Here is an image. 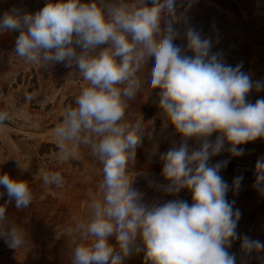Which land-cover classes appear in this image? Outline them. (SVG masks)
<instances>
[{
	"label": "clouds",
	"instance_id": "9594fccd",
	"mask_svg": "<svg viewBox=\"0 0 264 264\" xmlns=\"http://www.w3.org/2000/svg\"><path fill=\"white\" fill-rule=\"evenodd\" d=\"M195 3L180 0L184 11L178 14V0H47L34 13L13 6L0 17V34L19 33L16 57L43 69L63 64L85 82L54 128L59 163L85 147L102 165L98 195L71 229V264H125L140 254L143 264H237L229 251L237 239L245 256L264 252V242L237 233L242 213L227 199L230 191L239 192L243 176L229 184L221 175L229 161L211 163L225 151L243 156L238 146L264 140V97L248 99L264 91V80H253L242 63L227 64L222 52L212 51L213 37L191 26L181 34L176 25L188 24ZM151 60L142 80L140 72ZM145 82L159 89L161 127L171 126L179 136L159 155L164 182L148 180L149 188L175 197L163 202L146 201L134 187L145 175L134 166L148 124L142 116L128 118L127 110ZM35 95L26 94V101ZM11 120L9 110H0V127ZM254 175L253 188L264 195V156ZM42 183L61 187L65 178L49 170ZM0 186L8 197L0 205V238L19 250L27 246V234L9 219L7 208L14 202L16 209H27L34 192L28 181L6 173ZM183 190L191 193V203L179 198Z\"/></svg>",
	"mask_w": 264,
	"mask_h": 264
},
{
	"label": "rangeland",
	"instance_id": "374dc122",
	"mask_svg": "<svg viewBox=\"0 0 264 264\" xmlns=\"http://www.w3.org/2000/svg\"><path fill=\"white\" fill-rule=\"evenodd\" d=\"M46 2L0 0V17L13 6L34 13ZM177 11L178 14L184 11L180 0ZM187 17V25H176L181 34L191 26L202 35L213 37L212 51L222 52L227 64L234 67L242 63V71L249 73L253 80H264V0H196ZM18 35V32L0 34V110L12 113V120L6 127H0V174L28 181L35 198L27 209H16L14 202L8 205L9 219L25 230L28 243L26 247L14 250L0 238V264H71L76 243L71 229L78 220L86 217L90 198L98 195L102 165L85 147H81L80 155L75 159L59 163L54 128L61 121L65 108L74 106L75 97L85 82L78 71L63 64L43 69L23 62L13 54ZM177 43L185 41L177 40ZM153 63L154 60L149 61L141 70L142 80L147 81ZM158 92L159 89L152 90L145 82L136 98L129 101L127 110L128 118L142 116L148 124L134 166L135 171L145 174L136 178L134 187L145 194L148 202L175 198L148 187L149 179L164 182L159 155L172 146L173 140H179V136L172 135L171 126L161 127ZM31 93L36 95L28 102L25 97ZM261 97H264V91H253L248 99L255 103ZM153 120L155 123L149 124ZM156 145L158 149L154 151ZM238 147L244 149L243 156L232 157L225 151L213 157L211 163L229 161L221 171L229 184L235 176H243L239 192L234 195L230 191L227 195L229 201H235L234 208L242 213L237 233L264 242V195L253 188L255 163L264 156V140L257 139ZM49 170L60 171L65 184L45 186L42 175ZM0 193H5L3 186H0ZM179 198L191 203L188 190L181 191ZM7 199L6 193L0 196V205ZM110 242L115 243L114 240ZM240 243L237 239L229 249L235 253L237 264H261L259 257H264V252L245 256Z\"/></svg>",
	"mask_w": 264,
	"mask_h": 264
},
{
	"label": "crops",
	"instance_id": "0c3cea01",
	"mask_svg": "<svg viewBox=\"0 0 264 264\" xmlns=\"http://www.w3.org/2000/svg\"><path fill=\"white\" fill-rule=\"evenodd\" d=\"M133 264H143V255H137L133 261Z\"/></svg>",
	"mask_w": 264,
	"mask_h": 264
},
{
	"label": "built area",
	"instance_id": "2783aa9c",
	"mask_svg": "<svg viewBox=\"0 0 264 264\" xmlns=\"http://www.w3.org/2000/svg\"><path fill=\"white\" fill-rule=\"evenodd\" d=\"M134 258H135V255L132 256L131 258L127 259L125 264H133Z\"/></svg>",
	"mask_w": 264,
	"mask_h": 264
}]
</instances>
